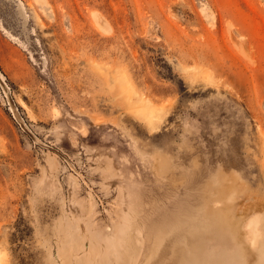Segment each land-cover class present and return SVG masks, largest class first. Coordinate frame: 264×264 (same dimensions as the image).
Wrapping results in <instances>:
<instances>
[{
	"label": "rangeland",
	"instance_id": "1",
	"mask_svg": "<svg viewBox=\"0 0 264 264\" xmlns=\"http://www.w3.org/2000/svg\"><path fill=\"white\" fill-rule=\"evenodd\" d=\"M0 264H264V0H0Z\"/></svg>",
	"mask_w": 264,
	"mask_h": 264
},
{
	"label": "bare ground",
	"instance_id": "2",
	"mask_svg": "<svg viewBox=\"0 0 264 264\" xmlns=\"http://www.w3.org/2000/svg\"><path fill=\"white\" fill-rule=\"evenodd\" d=\"M3 74V73H2ZM3 79H4V77H2ZM142 114V116L144 117V116H148V117H153L154 116V114L153 113H150V112H143V113H141ZM70 165V164H69ZM74 172V171H73Z\"/></svg>",
	"mask_w": 264,
	"mask_h": 264
}]
</instances>
